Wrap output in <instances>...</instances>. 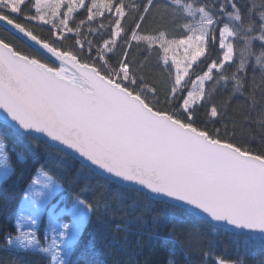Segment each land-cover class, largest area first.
Here are the masks:
<instances>
[{"label": "snow or ice", "instance_id": "1", "mask_svg": "<svg viewBox=\"0 0 264 264\" xmlns=\"http://www.w3.org/2000/svg\"><path fill=\"white\" fill-rule=\"evenodd\" d=\"M9 212L0 264H264V0H0Z\"/></svg>", "mask_w": 264, "mask_h": 264}, {"label": "trees", "instance_id": "2", "mask_svg": "<svg viewBox=\"0 0 264 264\" xmlns=\"http://www.w3.org/2000/svg\"><path fill=\"white\" fill-rule=\"evenodd\" d=\"M150 26L151 25H148L146 27H150ZM37 32L43 36H47V32H42L40 31V29H37ZM7 194L11 200L10 208H15L22 195L21 188L16 187V186H10ZM0 228H7L8 230L14 231V229L12 228V217H11L10 212L7 215H0ZM181 230H182V227L178 225L177 231H176L177 237L180 235ZM144 238L145 240L147 239L146 236ZM177 251L178 249L174 247H168V248L160 250L158 254L153 258V264H164L169 254L177 252ZM117 254L122 255V251L119 249V247L117 248ZM124 258L126 259V257Z\"/></svg>", "mask_w": 264, "mask_h": 264}]
</instances>
